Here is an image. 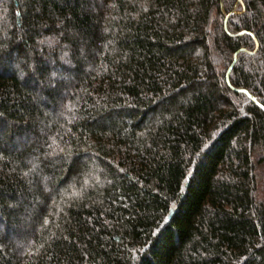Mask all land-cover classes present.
<instances>
[{"label":"trees","instance_id":"1","mask_svg":"<svg viewBox=\"0 0 264 264\" xmlns=\"http://www.w3.org/2000/svg\"><path fill=\"white\" fill-rule=\"evenodd\" d=\"M0 264H264V0H0Z\"/></svg>","mask_w":264,"mask_h":264},{"label":"water","instance_id":"2","mask_svg":"<svg viewBox=\"0 0 264 264\" xmlns=\"http://www.w3.org/2000/svg\"><path fill=\"white\" fill-rule=\"evenodd\" d=\"M245 32H241L240 34H244ZM228 77H229V72H228ZM241 91H244V92H247L245 90H241Z\"/></svg>","mask_w":264,"mask_h":264}]
</instances>
